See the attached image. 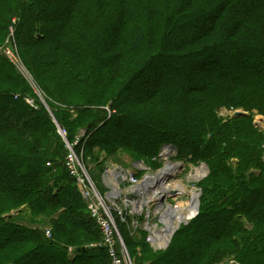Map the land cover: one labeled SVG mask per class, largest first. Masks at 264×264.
<instances>
[{"label": "trees", "instance_id": "1", "mask_svg": "<svg viewBox=\"0 0 264 264\" xmlns=\"http://www.w3.org/2000/svg\"><path fill=\"white\" fill-rule=\"evenodd\" d=\"M11 26L50 110L2 51ZM226 105L248 113L222 122ZM254 112L264 116V0H0V264H111L92 246L101 233L72 185L59 125L70 143L84 131L76 151L88 167L101 164L96 147L146 156L166 142L207 164L210 200L189 233L177 231L175 246L192 248L180 263L264 264ZM120 226L138 264L181 249L154 253Z\"/></svg>", "mask_w": 264, "mask_h": 264}, {"label": "built area", "instance_id": "2", "mask_svg": "<svg viewBox=\"0 0 264 264\" xmlns=\"http://www.w3.org/2000/svg\"><path fill=\"white\" fill-rule=\"evenodd\" d=\"M5 53L27 81L32 83V77L23 64L16 44L12 43L9 45L5 49ZM28 102L32 104L29 100ZM255 117H259L255 122L264 130V126L260 125V123L264 121V116L258 114ZM60 133L64 136L65 130H60ZM84 135L85 133L83 132L81 136ZM81 136L77 137L73 143L66 140L68 153L65 165L70 176L74 179L80 194L86 201V207L91 217L99 227L101 239L92 246L106 249L111 264H137L135 257L132 256L121 234L120 224H124L129 228L131 235L134 233L137 235L141 233L145 242L152 244L153 247L163 243V238L161 239V236L165 234V232L162 231L161 222L162 219L170 217H162L163 211L156 212V210L153 209V205H150L149 201L145 198V192L148 185L156 183L157 178L165 177V181L161 183L162 187L171 185L167 182L169 180V175L164 172V170H166L165 168L167 166H169L168 168H174L173 166L177 165L172 161L163 165V167H157L152 170L144 161H139L135 167L142 172L140 176L136 175L132 169L111 165L105 167L102 171L100 182V180L97 181L93 176L91 167H88L84 162L83 148L79 151L80 153L76 151V148L80 146ZM165 157L168 158V156ZM147 181L149 182L142 184ZM159 193V187H156L152 194L158 195ZM172 205L175 204L164 201L161 207L165 210L172 207ZM184 205L187 207L189 201ZM198 214L199 205L194 218ZM176 220L177 217L174 218L175 222ZM170 233L171 230L168 234ZM46 234L50 237L51 230L47 229ZM137 237H139V235ZM167 246L168 245L157 248L159 250H164ZM70 251H72V248H70Z\"/></svg>", "mask_w": 264, "mask_h": 264}, {"label": "rangeland", "instance_id": "3", "mask_svg": "<svg viewBox=\"0 0 264 264\" xmlns=\"http://www.w3.org/2000/svg\"><path fill=\"white\" fill-rule=\"evenodd\" d=\"M14 32L15 29L13 26L10 27V32H9V36L7 37L4 45L2 46V51L5 54V49L11 45L12 43H15V38H14ZM17 46V44H16ZM17 50H18V46H17ZM19 53V52H18ZM6 55V54H5ZM20 55V53H19ZM7 56V55H6ZM21 57V55H20ZM22 59V58H21ZM23 64L25 65V67L27 68V70L29 71L31 77H32V83L27 81V79L22 75V73L20 72V74L25 78V80L28 82L29 86L34 90V92L38 95V97L41 99V101L45 104V106L47 107L48 110H50L47 102L45 101V93L43 91V89L41 88V86L39 85V81L37 80V78L35 79V76L33 75V71H30V69L28 68V66L26 65V63L24 62V60L22 59ZM181 64L182 66H186L185 68H190V64L185 62L184 64L182 63H178ZM16 67V66H15ZM17 68V67H16ZM61 82H57L56 84L59 86ZM61 90V91H60ZM60 90L57 89V92L59 94L64 93L63 90V84L60 86ZM30 101L32 103V105L34 106L36 104L35 99L33 98H27V101ZM109 110V115L110 114H114L115 111L114 110ZM217 112V117L220 121L223 122V120H226L228 118H231L233 116H236V112H241L242 114H246L248 112H246V110L243 109H236L233 106H221L220 108H217L216 110ZM255 116L260 114L257 112H254ZM263 116V115H262ZM259 117H254V123L256 124V120H258ZM258 124H256L257 126ZM260 125L264 126V121L262 123H260ZM61 125H59V133L60 130L63 131V128H60ZM135 129V127H133ZM84 131H81L80 133H82ZM61 134V133H60ZM63 136V135H62ZM64 140H67L66 137V133L64 134ZM135 137H137V135H135ZM68 141V140H67ZM264 147V144L263 146ZM94 153L96 155L99 156V161H100V165L97 166L96 163H93L91 158H88L89 161H91L88 165L91 167L92 173L94 174V176L98 179L99 174H101L100 172L102 170H104L105 167L111 166V165H117L120 167H125L128 169H132L133 172L136 175H139L142 173L140 172L135 166L137 164V162L139 161H145V163L147 165H149V167L152 168V170H154L157 167H163V165L168 164L169 162L176 163L177 165V169H173L171 168L169 171L165 170L164 172H166L169 175V180L167 182H169L171 185H167L166 187H162L161 183L165 181V177L164 178H160V181L157 182L160 186V193H159V197H165L163 200H161V205L163 204L164 201H168L169 203H173L175 205H172V207L167 208L165 210L162 209L161 205L159 206V208H155L153 207L154 210H156V212L160 211V212H165L166 214L164 215L162 213V217L163 216H168V213H173L175 211H177L178 209H183L184 207H186V202L189 201V205L186 208H191V213H189L187 216H185L184 220H187V223H182L181 226L177 227L175 229V231H186V232H190L191 228L195 225V218H193L194 213L197 211V207L199 205V211L202 208V205L206 207L207 205V201L206 200H210L209 197H207V193L205 191V184H206V179H208L209 174H210V168L207 164L202 163V162H193L192 160H190L191 156H182L181 153L179 152V150L177 149V147L169 142L166 143H162L159 147V151H155L152 154H148L146 156H135L137 154L131 153V152H125L123 147L118 148L117 151L113 152L112 154H109L107 151L101 150L100 148L96 147L94 148ZM169 153V154H167ZM165 156H168L165 157ZM233 162H237V159H233ZM180 163V164H177ZM159 169V168H158ZM174 171H171V170ZM171 171V172H170ZM100 182H101V178H100ZM149 182V181H148ZM148 182H144V183H148ZM74 184L77 192L79 193V197L82 200V204L86 206V201L83 199L82 195L80 194V191L78 189V187L76 186V183L72 182V185ZM170 187V188H168ZM172 189V190H171ZM149 191L146 190V193H148ZM206 193V194H205ZM168 194V196H167ZM209 196V194H208ZM214 197V196H213ZM212 197V198H213ZM180 199V200H179ZM181 203V204H179ZM195 203V204H194ZM178 208H174V207ZM25 209V213H26V207L22 208V210ZM86 211L87 207H85ZM185 212V211H184ZM13 213H16V211H12L10 214L12 215ZM23 213V214H25ZM209 215L210 218H213L214 216H211L209 213H207ZM191 216H193V220H191L192 218H190ZM58 217V215H55V219ZM21 218L24 219H28L26 218V216L21 215ZM187 218V219H186ZM168 219V218H167ZM166 219V220H167ZM209 219V218H208ZM169 220V219H168ZM172 220L171 219V224H169V227H163L166 223L163 221L161 222V228L162 231L165 232V234H168V230L171 229L173 227V225L175 224V222L172 224ZM183 220V221H184ZM174 221V220H173ZM208 221V222H206ZM206 225L207 226H211L213 223L210 222V220H205ZM171 226V227H170ZM121 227V226H120ZM212 227V226H211ZM45 228L47 229H52V225L48 224ZM125 230L130 233L129 228L124 227ZM122 229V227H121ZM174 231V232H175ZM173 233L174 235H172L170 238L171 242L167 247H165L166 249H164V252H161L163 250H159L157 247V245H155L153 247L152 244H149L150 247L152 248V252L154 253H165L166 255H169V253H171V249L174 248L176 241L179 240L183 237V234H179V233ZM123 235V233H121ZM130 237L133 238H137V236L139 235V237H141L142 239V234L138 233L137 234H128ZM164 235V234H163ZM125 240V237H123ZM163 238V236H161V239ZM128 240V239H127ZM126 242V240H125ZM162 242V241H160ZM127 243V242H126ZM180 243H182L181 245V249L179 250L178 253L173 252V254H171V256H169L168 261L165 263L163 262L164 260H158L156 262V264H181L183 260H186L185 256H187V253L189 252V250H191V246L188 245L189 243H183V241H181ZM180 243L177 244V246H175V249L177 250V248L179 247ZM129 244V243H128ZM127 244V245H128ZM154 244V243H153ZM183 245L185 247H183ZM170 247V248H169ZM70 248H72V251H70ZM138 253L140 254L141 250L140 248L137 249ZM69 252L72 254L73 252V247H69ZM164 259V258H163ZM136 260V258H135ZM237 260V259H234ZM181 262V263H180ZM137 263V260H136ZM138 264V263H137ZM147 264V263H146ZM216 264H238V261L235 262L233 261V259L229 260L228 262H219Z\"/></svg>", "mask_w": 264, "mask_h": 264}, {"label": "bare ground", "instance_id": "4", "mask_svg": "<svg viewBox=\"0 0 264 264\" xmlns=\"http://www.w3.org/2000/svg\"><path fill=\"white\" fill-rule=\"evenodd\" d=\"M6 54V53H5ZM169 166H167L165 169L166 170H170L171 168H168ZM174 168L173 169H177V166H173ZM168 168V169H167ZM171 170V171H174V170ZM165 171V170H164ZM170 171V172H171ZM160 181V178H157L156 179V183L155 184H151V185H148L147 186V191H149L148 193H146L145 192V198L149 201V203H150V205H153V207H155V208H159V206L161 205V200H163L165 197H159V194L158 195H153L152 193H153V191L155 190V188L156 187H159L160 185L157 183V182H159ZM148 182V181H147ZM142 184H146V183H142ZM168 188H170V187H168ZM159 190H160V187H159ZM172 190V189H171ZM167 196H168V194H167ZM195 204V203H194ZM175 209L176 208H178V206L176 207H174ZM197 209H198V207H197ZM191 208L189 207V208H186V207H184L183 209H178L177 211H175V212H171V213H168V216L170 217V218H168L167 220L166 219H163V221L166 223L163 227H169L168 225L169 224H171V219H173L174 220V218H176L177 217V220H176V222L175 221H173L172 220V224L175 222V224L173 225V227L171 228V229H169L168 230V232L171 230V233L170 234H164V235H162L163 236V243L162 244H158V247L159 248H162L163 246H165V245H169L170 243H171V239L172 238H170L172 235H174L173 233H176L177 231H175V229L177 228V227H179V226H181L182 225V223L184 222V223H187L188 221L187 220H184V218H185V216H187L189 213H191ZM185 211V212H184ZM158 212H160V211H158ZM163 214L165 215L166 213L165 212H163ZM195 214H196V212L194 213V215L193 216H195ZM172 215H173V217H172ZM193 216H191L190 218H192ZM163 217H165V216H163ZM187 219V218H186ZM184 220V221H183ZM161 221V220H160ZM171 227V226H170ZM180 228V227H179ZM175 231V232H174ZM123 236V235H122ZM126 245H127V243H126ZM128 246V245H127ZM129 248V247H128Z\"/></svg>", "mask_w": 264, "mask_h": 264}, {"label": "water", "instance_id": "5", "mask_svg": "<svg viewBox=\"0 0 264 264\" xmlns=\"http://www.w3.org/2000/svg\"><path fill=\"white\" fill-rule=\"evenodd\" d=\"M242 113L241 112H236V116H239V115H241ZM60 128L62 129V126H60Z\"/></svg>", "mask_w": 264, "mask_h": 264}]
</instances>
